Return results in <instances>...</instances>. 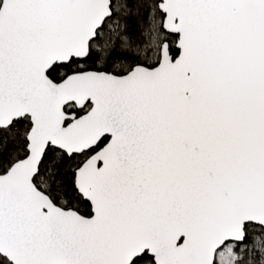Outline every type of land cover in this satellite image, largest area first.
Here are the masks:
<instances>
[{
	"label": "snow or ice",
	"instance_id": "obj_1",
	"mask_svg": "<svg viewBox=\"0 0 264 264\" xmlns=\"http://www.w3.org/2000/svg\"><path fill=\"white\" fill-rule=\"evenodd\" d=\"M0 264H264V0H0Z\"/></svg>",
	"mask_w": 264,
	"mask_h": 264
}]
</instances>
